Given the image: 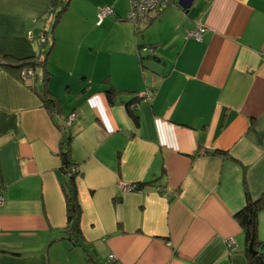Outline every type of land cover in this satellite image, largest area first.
<instances>
[{
	"label": "crops",
	"instance_id": "obj_1",
	"mask_svg": "<svg viewBox=\"0 0 264 264\" xmlns=\"http://www.w3.org/2000/svg\"><path fill=\"white\" fill-rule=\"evenodd\" d=\"M165 1L135 28L129 0H68L55 24L52 0H0V264H248L234 214L264 193V0ZM149 46L159 74L142 65ZM46 48L55 114L2 65ZM141 93L135 125L124 102ZM63 131L80 170L77 244Z\"/></svg>",
	"mask_w": 264,
	"mask_h": 264
},
{
	"label": "trees",
	"instance_id": "obj_2",
	"mask_svg": "<svg viewBox=\"0 0 264 264\" xmlns=\"http://www.w3.org/2000/svg\"><path fill=\"white\" fill-rule=\"evenodd\" d=\"M58 4L60 6L55 12V19L53 21V24L57 22L62 12L66 10L68 0H52V12H54V8ZM48 50L49 48H46V50L44 51L42 50L40 54L36 55L35 57L15 59V62L14 59H12L13 61H9L11 59L10 57H3V59H7L9 62L5 63V61H2V65L12 71L15 76H17L24 82L27 81V85L32 88L40 97L43 106L51 114H55L58 113V102L57 99L49 91L47 86V82L50 77V73L45 67V59L47 57ZM41 54L43 55L41 56ZM23 69L32 70L34 74L33 77H23ZM105 93L109 102L113 103L115 100V96L117 95L116 91L113 88H108L105 90ZM140 100L141 97L139 96V94H137L128 102H124L128 115L135 125H137L138 119L133 108H135L136 106L130 107V105H136V103L140 102ZM70 138L71 136L67 131H63L61 133V138L59 140V153L63 160V170H65L67 176L63 182L67 210L66 232L68 233L67 237H69L70 239L72 238L73 243L77 244L80 238V231L78 226L80 207L77 201L75 178L79 174L80 170L75 164L73 165V163L70 161ZM140 186H142V184L137 185V187ZM261 210H264V193H262L256 199L247 197L244 206L234 214L243 231L245 246L244 255L247 259L248 264H264V241L259 240L257 237V217ZM251 241H253V249L257 251L256 254H253L248 250V244ZM87 261L90 264H97L95 261H93V259L89 257V255H87Z\"/></svg>",
	"mask_w": 264,
	"mask_h": 264
},
{
	"label": "built area",
	"instance_id": "obj_3",
	"mask_svg": "<svg viewBox=\"0 0 264 264\" xmlns=\"http://www.w3.org/2000/svg\"><path fill=\"white\" fill-rule=\"evenodd\" d=\"M129 3H130V6L126 12V19L130 21L135 26V28L139 26L140 21L149 12L153 10H161L166 6L165 0H129ZM113 14H114V10L112 6L107 5V6L101 7L97 12L96 23L100 24L106 16L113 15ZM204 30H205V27L202 24L198 23L193 30L188 32V36L194 39L200 40L201 35L204 32ZM27 37L31 39L33 36L31 33L28 32ZM40 40L41 42L45 41L44 35L42 33L40 34ZM22 75L23 77L27 76L29 78H32L34 74L32 70L23 69ZM139 96L141 97L142 101L149 99L148 93H141L139 94ZM134 106L136 105H133V104L130 105V107H134ZM74 117H75L74 113H71L70 115H68L64 119L65 124L69 126L71 122L73 121ZM124 187L127 190H134L138 188L136 184H129V185H125ZM1 201H2V196L0 194V202ZM114 258H115L114 255H109L108 262H111L112 260H114Z\"/></svg>",
	"mask_w": 264,
	"mask_h": 264
},
{
	"label": "water",
	"instance_id": "obj_4",
	"mask_svg": "<svg viewBox=\"0 0 264 264\" xmlns=\"http://www.w3.org/2000/svg\"><path fill=\"white\" fill-rule=\"evenodd\" d=\"M194 0H177V4L182 8V9H188L190 5L192 4ZM147 50H149V54L143 55L142 56V65L145 69H149L150 71L154 73H161L163 67L165 66V62L161 61V59L158 56L152 55L150 51H152L153 47H145ZM248 250L256 254L257 251L253 249V241H251L248 244Z\"/></svg>",
	"mask_w": 264,
	"mask_h": 264
},
{
	"label": "rangeland",
	"instance_id": "obj_5",
	"mask_svg": "<svg viewBox=\"0 0 264 264\" xmlns=\"http://www.w3.org/2000/svg\"><path fill=\"white\" fill-rule=\"evenodd\" d=\"M59 8V6H56L55 8H54V12H52L51 13V17H50V21H51V24H52V22L54 21V19H55V12L57 11V9ZM262 223H264V221H259L258 220V228H259V231H257V237L258 238H264V235H262L261 233H262V226H261V224Z\"/></svg>",
	"mask_w": 264,
	"mask_h": 264
}]
</instances>
